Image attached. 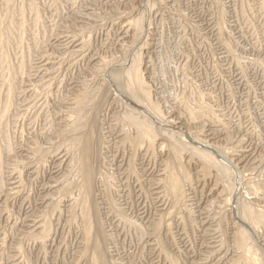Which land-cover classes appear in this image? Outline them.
<instances>
[{
  "label": "rangeland",
  "instance_id": "374dc122",
  "mask_svg": "<svg viewBox=\"0 0 264 264\" xmlns=\"http://www.w3.org/2000/svg\"><path fill=\"white\" fill-rule=\"evenodd\" d=\"M0 117V264H264V0H0Z\"/></svg>",
  "mask_w": 264,
  "mask_h": 264
},
{
  "label": "bare ground",
  "instance_id": "6f19581e",
  "mask_svg": "<svg viewBox=\"0 0 264 264\" xmlns=\"http://www.w3.org/2000/svg\"><path fill=\"white\" fill-rule=\"evenodd\" d=\"M5 2H7V1H5ZM8 4V3H7ZM9 13V12H8ZM133 19V18H132ZM134 20V19H133ZM137 22V21H136ZM125 23V22H124ZM139 23V22H138ZM138 23H136V24H138ZM129 24V23H128ZM135 24V23H134ZM139 24H141L142 25V23H139ZM6 25V24H5ZM4 25V26H5ZM131 25H132V23H131ZM139 26V25H138ZM137 26V28L139 29V27ZM132 27H133V25H132ZM18 29V28H17ZM141 29V28H140ZM128 31V30H127ZM14 34V33H13ZM19 34V33H18ZM14 36V35H13ZM4 38V37H3ZM7 38V37H6ZM76 38V37H75ZM14 39V38H13ZM8 41V40H7ZM81 41V40H80ZM85 41V40H84ZM9 43V42H8ZM62 45V44H61ZM141 46V45H140ZM81 47V46H80ZM4 49V48H3ZM9 51V50H8ZM75 52V51H74ZM77 54V53H76ZM2 57V56H1ZM136 60V59H135ZM46 62V61H45ZM134 62V61H133ZM2 63V62H1ZM135 65H136V63H135ZM134 65V66H135ZM9 66V65H8ZM131 67V68H134L135 69V67L137 68V66H135V67ZM38 68V67H37ZM41 68V67H40ZM130 68V67H129ZM3 69V68H2ZM1 69V70H2ZM5 69V68H4ZM133 70V69H132ZM136 70V69H135ZM5 71V70H4ZM128 72V71H127ZM38 73V72H37ZM116 74H118V73H116ZM131 74V73H130ZM140 74V73H139ZM16 75V74H15ZM15 75H14V77H15ZM111 75V74H110ZM134 75V74H133ZM118 76V75H117ZM130 77V76H129ZM111 78V77H110ZM115 79H116V81H117V78L116 77H114ZM133 78V77H132ZM134 78H135V81L136 82H134L133 83V80H134ZM134 78H133V80L131 81V80H129V81H131L134 85H136V89H135V86H133V84H130V86H128V87H124V88H126L127 89V91H126V89H124V91H126V93L127 94H129V95H131V96H135V97H138V92L140 91V92H146V91H144V87H143V82H141V80H140V77L138 76V74H137V71H136V74L134 75ZM39 79V78H38ZM2 80V79H1ZM35 82V81H34ZM41 83V82H40ZM135 83H137V84H135ZM36 84V83H35ZM38 84V83H37ZM33 85V84H32ZM6 86V85H5ZM125 86V85H124ZM31 88V87H30ZM112 88V87H111ZM26 90V89H25ZM24 90V91H25ZM31 90V89H30ZM35 90V89H34ZM26 94V93H25ZM39 95V94H38ZM83 95H85V92H84V94ZM99 95V94H98ZM121 95V94H120ZM94 96V95H93ZM123 96V95H122ZM77 97V96H76ZM83 97V96H82ZM124 97V96H123ZM144 97V96H143ZM146 97V96H145ZM138 98H140V97H138ZM38 99V98H37ZM79 99V98H78ZM91 99V98H90ZM71 101V100H70ZM91 101V100H90ZM144 101H147L148 103H149V106H150V108L152 109V111L154 110V113H157V114H159V117H160V112H157V107L153 104V103H150V101H149V99L148 98H145V100ZM35 102V101H34ZM84 102V101H83ZM93 102V101H92ZM78 103H79V101H78ZM82 103V102H81ZM42 104V103H41ZM84 105V104H83ZM32 106V105H31ZM101 106H103V105H101ZM80 107V106H79ZM97 107H100V106H97ZM7 109V108H6ZM43 109V108H42ZM76 109V108H75ZM81 109V108H80ZM97 109V108H96ZM96 109H94V110H96ZM4 110V109H3ZM2 110V111H3ZM8 110V109H7ZM82 110V109H81ZM69 111V110H68ZM72 111H74V110H72ZM79 111V110H78ZM159 111V110H158ZM7 113V112H6ZM67 113V112H66ZM78 114V113H77ZM157 114H155L156 116H157ZM96 115V114H95ZM2 116V115H1ZM71 116V115H70ZM75 116H76V114H75ZM81 116V115H80ZM79 116V117H80ZM132 116V122L134 121V125L136 124V126H137V128L139 127L140 128V131H141V133H139V135H143V137H145V138H147L146 136H148V137H153V133H151V129H150V127H148V123L147 122H145V121H142L141 119H139V118H137V117H133L134 115H131ZM162 116V115H161ZM0 118H2V117H0ZM161 118V117H160ZM131 119H129V120H131ZM85 120V119H84ZM1 121V120H0ZM82 122V121H81ZM158 122V121H157ZM7 123V122H6ZM75 124V123H74ZM73 125V124H72ZM70 126V125H69ZM67 127V126H66ZM81 128V127H80ZM62 130V129H61ZM64 130H67V129H64ZM72 130V129H71ZM73 131V130H72ZM82 131V130H81ZM138 131V130H137ZM76 132V131H75ZM79 132V131H78ZM66 133V132H65ZM185 133L186 132H183V134H182V136L183 135H185ZM65 137V136H64ZM142 138V137H141ZM144 138V139H145ZM170 138V137H169ZM2 139V138H1ZM151 139V138H150ZM64 142V141H63ZM195 142V141H194ZM69 143H70V141H69ZM192 143H193V141H192ZM63 144V143H62ZM67 144V143H66ZM73 144V143H72ZM85 144V148H84V150H83V158L82 159H84V161H85V163H87L88 162V159H86V155H87V153H88V150H89V144H88V142H85L84 143ZM177 146V145H176ZM175 146V147H176ZM192 146V145H191ZM199 146H204V145H199ZM71 147V146H70ZM178 147V146H177ZM194 147V146H193ZM198 147V146H197ZM205 147V149L203 150V151H200V152H198V153H200L199 154V158H203V160L206 162V163H210L209 165H212V166H215V168L216 169H219V171H221L222 172V170H224V171H227V167H225V166H223V165H221L222 163H224L225 165H229V166H232V160L230 159V157H229V154H225L224 153V155H221V154H219L211 145H205L204 146ZM190 148V147H189ZM192 148V147H191ZM9 149V148H8ZM70 149V148H69ZM195 149H197V148H195ZM201 149V148H200ZM175 150V149H174ZM202 150V149H201ZM61 151V150H60ZM91 151V150H90ZM192 151H194V150H192ZM198 151V150H197ZM74 152V151H73ZM47 153V152H46ZM50 153V152H49ZM193 153V152H192ZM197 153V152H196ZM197 153V154H198ZM58 154H60L59 152H58ZM57 154V155H58ZM3 156V155H2ZM62 156H63V154H62ZM201 156V157H200ZM78 157H80V156H78ZM2 158V157H1ZM221 159V160H220ZM76 160V159H75ZM74 160V161H75ZM39 161V160H38ZM62 162H64V160L62 161ZM73 162V161H72ZM75 162H77V161H75ZM219 163V164H218ZM221 163V164H220ZM2 166V165H1ZM39 166V165H38ZM77 166V165H76ZM235 168V167H234ZM74 169V168H73ZM166 169V168H165ZM87 169H85V171H86ZM230 170V168L228 169V171ZM175 172V171H174ZM173 172V174L171 175L170 174V178H169V186H171V188H172V190H173V192L175 193V194H178V193H180V191H181V185H180V182H179V176L178 175H176L175 173ZM220 172V173H221ZM88 174V173H87ZM225 175H226V173H224ZM102 175V174H101ZM230 175V174H229ZM1 177V176H0ZM92 177V176H91ZM90 177V178H91ZM223 177V176H222ZM221 177V178H222ZM11 178V177H10ZM16 178H18V177H16ZM166 178V177H165ZM229 178H231V177H229ZM228 178V179H229ZM224 179V178H223ZM223 179H221V180H223ZM16 181V180H15ZM234 181H237V180H235L234 179ZM18 183V182H17ZM108 183V182H107ZM232 184V183H231ZM227 185V184H226ZM225 185V186H226ZM235 185H237V184H235ZM234 185V186H235ZM240 185V184H239ZM105 186V185H104ZM12 187V186H11ZM18 187V186H17ZM236 187V186H235ZM235 187H232V191H230V192H232V193H230V194H232L231 195V198L230 199H237V198H235L236 196H237V192H236V189H238V188H236L235 189ZM21 191V190H20ZM159 192V191H158ZM16 193V192H15ZM13 196V195H12ZM226 198V197H225ZM226 199H228L227 201H229V197L228 198H226ZM237 201V200H236ZM230 202V201H229ZM239 202V201H238ZM231 205H232V203H230ZM237 204V203H236ZM82 205H84V204H82ZM95 205V204H94ZM226 205V204H225ZM236 206L237 205H235V201H234V204H233V208L232 209H234V211L236 210ZM243 206V205H242ZM92 208V207H91ZM245 209H247V210H245V211H243L242 213H245V218L248 220V221H246L244 218V221L245 222H243V220H242V222L244 223V224H242V225H245L244 227L246 228H250L252 225H253V223H256V222H259V221H264V211L263 212H261V213H253V212H249L248 211V207L246 208V207H244ZM243 208V209H244ZM231 209V210H232ZM238 213V212H237ZM236 213V214H237ZM239 214V213H238ZM85 216V215H84ZM83 216V217H84ZM88 216V215H87ZM86 216V217H87ZM240 216V215H239ZM238 216V217H239ZM82 217V218H83ZM34 219V218H33ZM41 219V218H40ZM89 219V218H88ZM36 221V220H35ZM93 222H95V221H93ZM250 222V223H252L251 224V226H250V223L248 224V223ZM45 224V223H44ZM41 225V224H40ZM87 225V224H86ZM243 227V228H244ZM243 228H242V230H240L241 232H239L240 233V238H238L239 239V241H238V243H241V245L243 246L245 243L246 244H248L247 242H248V240L250 239H248L247 240V242H245V240L247 239V237L249 236V235H247V231H243ZM253 228H255V226H253ZM257 228V227H256ZM48 229V228H47ZM87 229V228H86ZM256 230V229H255ZM254 230V231H255ZM94 231V230H93ZM92 231V232H93ZM252 231V230H251ZM47 233V232H46ZM99 233V232H98ZM49 234V233H48ZM46 235V234H45ZM97 235V234H96ZM98 236V235H97ZM50 237V236H49ZM89 237V236H88ZM90 238V237H89ZM101 241V240H100ZM237 241V240H236ZM246 244L244 245V246H246ZM91 245V244H90ZM243 246V247H244ZM90 247V246H89ZM103 247V246H102ZM241 247V246H240ZM247 247V246H246ZM252 248V247H251ZM103 249V248H102ZM246 249V248H245ZM249 249V248H248ZM249 251V250H248ZM254 259V258H253ZM99 260V259H98ZM94 261H95V259H94ZM103 261V260H102ZM98 262V261H97ZM99 263H101V262H99ZM97 264V263H96ZM102 264H105V263H102Z\"/></svg>",
  "mask_w": 264,
  "mask_h": 264
}]
</instances>
